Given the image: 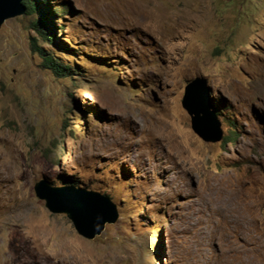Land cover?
I'll use <instances>...</instances> for the list:
<instances>
[{
  "label": "rangeland",
  "instance_id": "obj_1",
  "mask_svg": "<svg viewBox=\"0 0 264 264\" xmlns=\"http://www.w3.org/2000/svg\"><path fill=\"white\" fill-rule=\"evenodd\" d=\"M40 1L50 42L38 12L0 27V264H264V0ZM195 77L219 142L181 106ZM40 180L117 220L83 239Z\"/></svg>",
  "mask_w": 264,
  "mask_h": 264
},
{
  "label": "water",
  "instance_id": "obj_2",
  "mask_svg": "<svg viewBox=\"0 0 264 264\" xmlns=\"http://www.w3.org/2000/svg\"><path fill=\"white\" fill-rule=\"evenodd\" d=\"M23 13L22 0H0V27L4 21ZM210 91L204 77L189 80L184 87L181 106L190 118L194 134L206 143H216L223 133L207 98ZM34 193L45 202L50 213L66 215L75 232L88 241L98 237L107 224H113L118 218L116 206L109 198L88 194L72 185L53 187L40 180L34 186Z\"/></svg>",
  "mask_w": 264,
  "mask_h": 264
},
{
  "label": "trees",
  "instance_id": "obj_3",
  "mask_svg": "<svg viewBox=\"0 0 264 264\" xmlns=\"http://www.w3.org/2000/svg\"><path fill=\"white\" fill-rule=\"evenodd\" d=\"M22 5L24 6V12L26 15H35L36 12L40 13V20H35L33 23L34 29L37 31V33L47 42H50L49 34L51 33V29H54L53 21H51V29L50 30H45L43 29L42 21H43V15L49 13V18L52 20L54 17V13L51 10H48V6L44 4V2L40 0H22ZM61 13V11H60ZM53 33V32H52ZM71 42V40H69ZM33 48L36 49L38 53H40V50L33 45ZM42 55V54H41ZM43 56V63L42 66L45 69H48L53 72L54 75L56 76H65V75H70L69 71L71 70L69 65H61L60 63L55 62V60H59L55 56H50L48 54L42 55ZM85 93V92H84ZM235 132H230L228 137H225L223 142H226L227 140H231L232 138L235 137ZM63 186H71L67 184L65 181H63Z\"/></svg>",
  "mask_w": 264,
  "mask_h": 264
},
{
  "label": "clouds",
  "instance_id": "obj_4",
  "mask_svg": "<svg viewBox=\"0 0 264 264\" xmlns=\"http://www.w3.org/2000/svg\"><path fill=\"white\" fill-rule=\"evenodd\" d=\"M213 107V106H212ZM217 114V113H216Z\"/></svg>",
  "mask_w": 264,
  "mask_h": 264
}]
</instances>
